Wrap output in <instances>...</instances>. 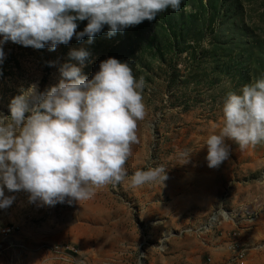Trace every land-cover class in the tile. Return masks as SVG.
<instances>
[{
  "label": "rangeland",
  "instance_id": "obj_1",
  "mask_svg": "<svg viewBox=\"0 0 264 264\" xmlns=\"http://www.w3.org/2000/svg\"><path fill=\"white\" fill-rule=\"evenodd\" d=\"M106 33L54 51L5 42L0 116L29 86L56 85L62 64L80 67L70 50L89 53L81 68L89 79L107 58L128 61L143 77L146 115L124 167L130 177L162 166L167 179L139 187L125 179L51 207L15 193L0 210V264H264V142L240 149L226 140L229 157L214 169L201 147L218 130L225 94L264 74V0H183L179 12Z\"/></svg>",
  "mask_w": 264,
  "mask_h": 264
},
{
  "label": "clouds",
  "instance_id": "obj_2",
  "mask_svg": "<svg viewBox=\"0 0 264 264\" xmlns=\"http://www.w3.org/2000/svg\"><path fill=\"white\" fill-rule=\"evenodd\" d=\"M182 3L0 0V63L5 42L49 51L67 45L73 37L77 41L87 37L90 44L105 26L111 37L151 22L166 10L179 12ZM81 21L86 26L76 31ZM68 55L80 67L62 64L56 85L42 93L29 86L26 96L11 99L9 115L0 116V210L10 207L21 191L29 204L51 207L89 199L97 187L125 179L131 187L163 184L167 179L162 166L137 169L130 177L124 167L131 145L138 142L137 122L146 115L143 77L133 76L130 62L107 58L89 79L81 74L89 53L80 49ZM219 111L218 130L202 139L210 169L228 159L226 140L240 149L264 142V74L242 85L239 92H227ZM189 155L180 153L181 164L188 162Z\"/></svg>",
  "mask_w": 264,
  "mask_h": 264
},
{
  "label": "built area",
  "instance_id": "obj_3",
  "mask_svg": "<svg viewBox=\"0 0 264 264\" xmlns=\"http://www.w3.org/2000/svg\"><path fill=\"white\" fill-rule=\"evenodd\" d=\"M10 232H6V235H8ZM244 256H242L241 258H243Z\"/></svg>",
  "mask_w": 264,
  "mask_h": 264
},
{
  "label": "bare ground",
  "instance_id": "obj_4",
  "mask_svg": "<svg viewBox=\"0 0 264 264\" xmlns=\"http://www.w3.org/2000/svg\"><path fill=\"white\" fill-rule=\"evenodd\" d=\"M3 231V230H2ZM1 234V233H0ZM1 254V253H0Z\"/></svg>",
  "mask_w": 264,
  "mask_h": 264
}]
</instances>
